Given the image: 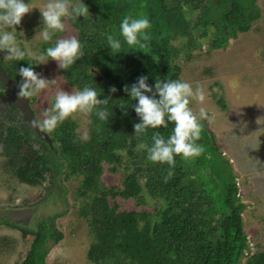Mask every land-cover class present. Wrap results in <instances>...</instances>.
I'll return each mask as SVG.
<instances>
[{"label": "trees", "instance_id": "1", "mask_svg": "<svg viewBox=\"0 0 264 264\" xmlns=\"http://www.w3.org/2000/svg\"><path fill=\"white\" fill-rule=\"evenodd\" d=\"M88 8L89 16L69 21L84 55L60 71L77 90L88 85L97 88L99 98H109L112 116L100 121L88 114L85 138L68 118L48 132L46 141L22 119L18 108L4 102V112L0 109L3 168L30 185L62 170L66 178L78 177V213L90 235L88 264H238L250 246L243 229L245 204L233 167L213 133L201 120L197 142L204 151L192 160L175 157L169 177V166L148 161L140 145H150L157 131L167 138L173 124L135 135L138 117L130 106L135 101L123 87L141 75L150 85L155 79L182 80L178 59L188 58L203 44L208 49L224 48L229 38L247 31L260 16L256 0H93ZM125 15L147 16L150 43L142 51H128L123 45L120 53L111 54L105 38L112 34L122 40L119 24ZM0 62L17 82L21 79L17 69L27 64L26 59ZM0 86L5 89L1 81ZM119 103L129 106L126 112ZM103 164L111 171L123 170L119 185L102 181ZM119 198L136 199L149 207L124 209ZM55 217L43 218L35 228L0 218V225L31 236L19 264H47L51 244L63 237L54 225ZM245 264H264V253H255Z\"/></svg>", "mask_w": 264, "mask_h": 264}, {"label": "rangeland", "instance_id": "2", "mask_svg": "<svg viewBox=\"0 0 264 264\" xmlns=\"http://www.w3.org/2000/svg\"><path fill=\"white\" fill-rule=\"evenodd\" d=\"M46 2L29 0V7L33 8L16 26L17 42L29 53L25 57L26 66L56 38L76 34L66 21V31L57 33L53 41L45 44L40 39L38 8H44ZM257 5L260 16L250 23L247 31L229 38L224 48L208 49L203 44L188 58L178 59L180 78L194 89L199 85L204 93L203 102L191 101L190 107L196 113L200 107L206 110L205 124L231 163L240 198L245 204L243 229L250 246L238 264H245V260L257 252L264 253V0H257ZM5 54L0 52V60L10 63L3 59ZM32 67L43 77L56 80L48 89L29 98L35 117L40 119L41 113L50 108L57 90H78L63 77L56 61L49 59L46 64ZM0 90L4 91V88L0 86ZM0 109L4 112L3 103ZM70 119L75 121L79 135L85 138L90 120L88 114L77 112ZM3 160L0 156V218L35 228L43 218L56 215L54 225L63 237L51 244L47 264H88L86 250L90 235L86 220L78 213V177L66 178L62 170L54 177L46 175L40 183L30 185L7 172ZM122 176L121 168L111 171L103 164L101 179L104 183L119 185ZM118 203L124 209L149 207L136 199L119 198ZM30 241V235L1 224L0 264H19Z\"/></svg>", "mask_w": 264, "mask_h": 264}, {"label": "clouds", "instance_id": "3", "mask_svg": "<svg viewBox=\"0 0 264 264\" xmlns=\"http://www.w3.org/2000/svg\"><path fill=\"white\" fill-rule=\"evenodd\" d=\"M32 8L29 7V0H0V52L6 53L4 60H25L26 54H29L27 48L17 42L16 26L20 25L24 15ZM38 9L41 15L38 34L45 44L53 41L57 33L66 31V21L89 16L88 6L78 0H47L44 8ZM150 29L151 22L147 16L125 15L119 24L122 40L108 34L106 45L111 54L120 53L123 45L128 47V51H142L150 43ZM83 55L82 44L76 35L56 38L51 46L33 56L28 66L21 65L17 69L16 74L21 78L17 82V97H33L56 83L55 79H48L36 72L32 65L46 64L52 59L58 68L67 70ZM153 59L156 61V57L153 56ZM147 81L148 77L141 75L131 86L125 85L123 91L135 101L134 105H130L138 117V122L133 125L135 135H141L149 128H167L169 122L173 124L167 138L157 131L153 133L150 145H140L146 151L148 161L169 166L170 177L175 157L192 160L204 151L203 145L197 141L201 137V120L208 118L207 112L200 107L196 113L190 107L191 101L203 102L204 93L199 85L194 89L190 83L180 79H155L152 85ZM116 91L114 86L110 88V92ZM99 93L97 88L88 85L78 91L57 90L50 108L45 109L41 118L34 119L32 123L38 129L50 133L77 112L95 114L100 121H108L112 116L108 108L109 98L101 99ZM119 105L125 112L129 107L124 103Z\"/></svg>", "mask_w": 264, "mask_h": 264}, {"label": "water", "instance_id": "4", "mask_svg": "<svg viewBox=\"0 0 264 264\" xmlns=\"http://www.w3.org/2000/svg\"><path fill=\"white\" fill-rule=\"evenodd\" d=\"M99 77V76H98ZM0 81L5 86V92L0 95V104L6 102L11 108H18L22 113V119L28 123V126L34 130L40 137L49 141L48 132L38 129L32 123L36 119L33 109L29 104V98H18L17 81L0 64Z\"/></svg>", "mask_w": 264, "mask_h": 264}, {"label": "flooded vegetation", "instance_id": "5", "mask_svg": "<svg viewBox=\"0 0 264 264\" xmlns=\"http://www.w3.org/2000/svg\"><path fill=\"white\" fill-rule=\"evenodd\" d=\"M91 1H93V0H78V2H83V3H85L87 6L90 4V2ZM256 3H257V0H256ZM89 9V8H88ZM89 12H90V10H89ZM0 61H2V60H0ZM0 64H1V62H0ZM2 65V64H1ZM2 67H3V65H2ZM4 68V67H3ZM5 69V68H4ZM9 73V72H8ZM11 76V75H10ZM13 78V77H12ZM14 79V78H13ZM16 81V80H15ZM4 92H5V89H4ZM6 103V102H5ZM30 104V103H29ZM21 112V111H20ZM37 119V118H36Z\"/></svg>", "mask_w": 264, "mask_h": 264}]
</instances>
